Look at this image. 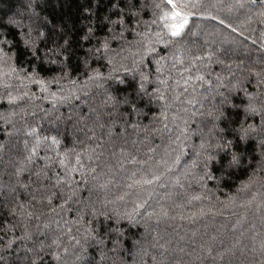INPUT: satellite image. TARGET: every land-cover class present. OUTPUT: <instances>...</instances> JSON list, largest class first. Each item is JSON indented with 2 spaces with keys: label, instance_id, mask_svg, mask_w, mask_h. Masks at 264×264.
Segmentation results:
<instances>
[{
  "label": "trees",
  "instance_id": "1",
  "mask_svg": "<svg viewBox=\"0 0 264 264\" xmlns=\"http://www.w3.org/2000/svg\"><path fill=\"white\" fill-rule=\"evenodd\" d=\"M20 2L0 0V73L9 74L0 75V264H99L110 255L111 243L102 239L108 238L114 216L122 218L117 264H264L262 210L241 229L236 223L248 221L244 210L236 217L209 214L229 204L241 211L251 198L264 209V184L242 196L236 191L252 175L258 179L260 166L264 169V138L258 136L264 132V0H32L28 9ZM26 15L41 22L32 26ZM90 15L93 19L85 25ZM189 15L193 17L173 35L174 19ZM51 23L59 24V30ZM93 50L97 57L86 59ZM241 50L248 54L241 59L257 61L252 73L228 77L243 82L228 106L184 128L187 145L182 137L178 140L171 123L179 117L183 127L185 114L168 116L165 105L182 93L190 103L196 87L212 89L214 77L233 73L225 67L224 55ZM139 92L151 98L149 105L136 99ZM67 93L74 97L69 105L63 102ZM71 93L77 99L91 94L80 111L92 115L102 107L100 99L127 98L118 111L122 120L129 117L119 122L129 125L130 135L97 150L99 138H106L104 143L119 139L112 125L103 133L100 127L98 133L89 129L82 136L51 120L53 108L63 114L80 105ZM136 104L144 109V122H158L150 127L153 132L164 131L149 143L139 144L144 136L130 122ZM244 104L254 112L246 115ZM45 112L50 118L40 117ZM211 124L223 130L219 141L224 143L208 163L198 164L215 147ZM7 142L15 143V149ZM173 142L177 147L171 148ZM147 146L150 155L143 153ZM80 148H89L77 156L90 178L81 181L83 191H75L76 185L65 180L70 177L65 154ZM228 158L236 164L219 179ZM167 165L172 169L163 173L160 168ZM44 166V181H37ZM201 179L208 190L205 197ZM52 185L58 192L53 194ZM180 185L184 192L176 189ZM60 189L67 190L61 194ZM94 196L102 201L95 210ZM92 210L104 217L91 220ZM236 237L243 241L235 242ZM96 240L103 242L100 248L93 244Z\"/></svg>",
  "mask_w": 264,
  "mask_h": 264
},
{
  "label": "rangeland",
  "instance_id": "2",
  "mask_svg": "<svg viewBox=\"0 0 264 264\" xmlns=\"http://www.w3.org/2000/svg\"><path fill=\"white\" fill-rule=\"evenodd\" d=\"M39 1L40 0H35V2H39ZM31 2H32V0H21V2L18 3V4L20 5V7L22 6L23 8L28 9L29 8L28 6H30ZM18 8H16L17 12H18ZM188 17L191 18L193 16H191V15H189V16H177L174 19V24L172 26H174V25L175 26H179V25H183L184 26L186 24L187 20H188ZM203 17H205V16H203ZM26 18L29 19V22L32 21V19H30V16L26 15ZM92 19L93 18L90 15L88 18L84 19L83 23L85 25H89L91 23ZM38 22H41V21H38ZM23 24L26 25V22H24ZM36 24L33 22L32 26H37ZM45 24H47V23H45ZM40 25L44 26L43 24H40ZM51 27L54 28V29H57V30H59V28H60L59 24H57V23H53L51 25ZM198 29L201 30L200 27ZM60 32L62 33V31H60ZM237 35L238 36H242V35H239V34H237ZM242 37H244V36H242ZM226 44H227L228 47L233 46L232 42H226ZM63 48H64V46L62 47V49ZM216 53H218V51H216ZM240 53L241 54L238 55V52L236 54L234 52H228L227 55H224V59L225 60H223V63L225 65V67L229 66V68H233V73L226 74L225 77H221L220 79L215 78L214 76H212V77H214V80H212V85L210 87H208V88H212V89L205 88V89L201 90L200 87H196L195 90H193V91L191 90L193 96L196 99L194 98L193 101H191L190 103H188L184 99L185 94L182 93L181 94V98H179L180 101H179V99L174 98L175 97L174 96L171 99V101H169L165 105L164 111L165 110H167V111L169 110L168 111L169 112L168 116L172 117L176 113H177L178 116H180V115L183 116V114H185L184 115L185 116L184 119L181 121L183 127H181L180 124H179V117H177V119H178L177 123L176 122L171 123V127L170 128L172 130H176V131H174V134H176V137H177L178 140H179L180 137H182L181 138V142H183V143H185L187 145L188 144V134L189 133H188V129L185 132L184 128L190 127L191 125H193V123L195 121L196 122L200 121L204 117H212V114L214 116H217L219 113L221 114L222 111L228 106V103H229L228 99L229 98L231 99L232 97L235 96V91H237L240 87H242V83H243L241 79H234V81H231L230 79H228V77H231V76L234 77V73L235 74L236 73H240V74H242L244 76L250 75L252 73L253 70L251 68H252V66L257 64V61L254 60V59L246 58V59H249L250 63H248L245 59H241V58H244V56H248V54H246V52L243 51V50H241ZM53 55H57V54L53 52ZM85 57H86V59H87V57L88 58H94V57H97V54H96V52L94 50L93 51H88L86 53ZM2 73H0V75ZM3 75H7L9 77V74L6 71L3 73ZM263 81H264V79H263ZM26 85H27V83H26ZM260 86L264 87V83H261ZM206 89H207V91H206ZM201 91H203V92L206 91V92L205 93H201ZM69 94L70 93H67V94H65L63 96L64 97L63 98V102H66V105H69L71 100L74 98V97H70ZM71 94L76 96L75 97L76 103L80 104V105H76V106H73V107L71 106L69 108V110H66V111L64 110L65 112L63 111V114H61L57 110V108H53L51 113H55L56 116H54V118H52V116H51V120L56 121V123H59L60 126H63V123H64V126L69 128V129H71V131L74 134L75 133H76V135L77 134H82V136H83V132H86L89 129L91 131L94 130L95 133H98V128H100V127L103 128V130H102V133H103L104 129L106 127H108L106 125H112L113 128H114L115 133L117 134V138H118V136H120L119 139L113 140V142L109 141L108 143H104L106 141V138L102 139V140H100V138H99L97 140V142L99 143L96 146L97 150H99V148L101 149V146H105L106 147L108 144H109V146H115L117 140L125 139L124 136L130 135L126 131L129 128V125L128 124H122V123H126L127 121H129V117L126 120H122V118H120V112L118 111L119 107H122V106L128 104L126 102L127 98H124L122 101L121 100L111 101L109 99H107V100L100 99L99 100V104H101L102 107H100V105H98L97 112L92 115L91 114L92 112H89L87 114H81V111H80V109L82 107L86 106V102L85 101H86L87 98H88L87 101H89V98H91V94L88 93V94H90V96L87 95L88 97H86L84 95H81V97H79L80 99H77V93H71ZM81 98L83 100H81ZM138 98H140L143 101V104H145V105L146 104L149 105L151 103V100H150L151 98L149 96H144L140 92H139V94H136V99L138 100ZM197 99H198V101L199 100H204L203 105L199 104ZM153 100L154 101L157 100L156 95H154V99ZM109 101H111L112 105L109 104ZM181 101H183L182 103L187 104L186 107H184L182 105ZM131 102L135 103V101H132V100H131ZM242 109L244 110L246 115L253 113L254 110H255V108L252 105L248 106L247 104L242 105ZM54 110H56L58 113H56ZM132 114H133V117L130 118V122H132V124L135 125L134 129L138 128V133H141L144 136L142 138L141 137L138 138V140L141 141V142H139V144H141L142 142L143 143H149L152 137H155V136L159 137V135L161 133H164L163 130H155V132H153L152 128L150 129V127H153L155 129V127L159 126L158 122H156V120L154 118H152L150 121L144 122L145 112H144V109L142 108V106L139 107V105L136 104V108L132 109ZM41 116L50 118V113L49 112H45V113H42L40 115V117ZM100 120H104V123L99 126ZM119 120L122 121V123L119 122ZM205 126H208V125H205ZM210 126L212 127L213 132H214L213 133L214 134L213 135V140L215 141V143H214L215 147H213L212 146L213 144H212L211 145V149H210V152L212 153V155L204 156L202 159H198V161H197L198 164H206V163H208L209 159L213 158L214 151L217 150V149H220V146H223L222 143H224L221 140H220L221 142L219 141V138L222 139L221 133H223V130H221L219 132V130H217V126L215 124H211ZM161 127L165 128L163 124L161 125ZM120 129L122 131H125V132L123 133L122 131H120ZM10 133H9V135H10ZM260 133L261 134H259L258 136H260V138L261 137L264 138V132H263V134H262V131ZM90 135H92V133H90L88 137H90ZM111 135L114 137L113 133ZM261 135H263V136H261ZM92 137L93 136H91V138ZM107 137H108V135H107ZM85 138H87V136H85ZM260 138H259V140H260ZM137 143H138V141H137ZM12 144H13V146L15 145V143H12ZM21 144H24V146L28 145L26 142L21 143ZM152 144H155V143H151V145ZM156 144H157V142H156ZM177 144H175V142H173V145L171 146V148L177 147ZM6 145L7 146L9 145L10 149H12V150L15 149V148H12L13 146L9 142H7ZM51 147H53V146H51ZM107 148H108V146H107ZM49 149L52 150L50 147H49ZM88 150H89V148H85V149L84 148H82V149L80 148V150H78L75 153V151L73 149V150H68L67 151L68 154H65L67 164L69 165V167H67L68 175L70 176V177H66L65 180H66V182H68L69 185L71 183L76 185L74 187L75 191H80V190L83 191L82 184H85V182L84 183H82V182L83 181H87V179L84 178V177L85 176L89 177L88 174H85L84 168L82 167V165L84 163L82 161L83 159H81V158H79L77 156L78 154H82V153L88 152ZM102 150H104V149L102 148ZM72 151H74V154L72 153ZM150 151L148 150V146H147L146 150H144L143 153H147V154L150 155ZM49 153H53V152H49ZM99 155H101V154H99ZM86 157L84 158L85 161H86V159H90V157H88V158H86ZM76 158L80 159V161L78 162V159H76ZM95 158L96 157L94 156V159ZM75 159H76V161H74ZM228 159H229V161L225 164L224 168L222 169L220 174H218V176H217L219 179L224 177L223 172H226L227 170L233 171V168H234L236 162L233 159H230V158H228ZM30 161H31V159H29V162ZM53 161H54V159L50 158L48 161H46L48 163H46L45 165L50 167L53 164ZM196 165H197L196 163L192 164L191 168H194ZM257 166H259V165H257ZM171 169H172V167L170 168V165H167V166H165L163 168H160V170L163 173H169ZM46 170L47 169L44 166L41 169V171H39L35 175L37 177L36 178L37 181H40V182L44 181V173H45ZM256 170H258V167L256 168ZM259 170H260V175H259L258 179H255L253 177L254 175H252L251 180H249L246 184L241 183V184L237 185V187H236V188H238L236 190V191H238L237 194L242 196L248 190L257 188L256 185L260 187L261 185L264 184V174H262L264 172V169L260 166ZM256 173H257V171H256ZM160 175H162V173ZM73 177H75V178L73 179ZM77 178H81V180H80V182H78V184L75 183V182L78 181ZM206 178H208V177L206 176ZM201 182H202V184L200 186V189H202L203 191H200L198 189H196V190L200 191L201 194L204 197L208 196V190L204 189L205 186L203 185L205 180L201 179ZM188 184H189L188 180H185L186 187H188ZM27 187H28V184H27ZM177 188H179V191L184 192L185 188H183L181 185L177 186L176 189ZM52 189H53V194H54L55 192H58L59 187L57 185H52ZM66 190L60 189L59 192H62L61 194H64L66 192ZM123 194L127 195V193L125 191H123ZM144 199H147V196L144 197ZM118 201H122V197L118 198L115 202H118ZM91 202L93 204V208L92 209L95 210V208L98 207L97 204L101 203L102 201H100L98 198L95 199V196H94L93 199L91 200ZM229 205H230V207L221 208V209H219L218 212L209 213L210 216L216 217V218H220L221 216L222 217H236V214H242V212L244 210V213L248 215V221H246V219H245L244 221L243 220H239L236 223V226L237 227L239 226V228L241 229V228H246V227L249 226V224H250L249 221L253 218V215H254V213H256L257 210L258 211L262 210L261 213H264V209L263 208L261 209V206L259 205V202L253 200V198H251L249 200V206L242 207L241 211L236 209L235 206L232 207L231 204H229ZM88 209H91V208H88ZM93 210L90 213L91 220H95L97 217H104L102 213H98V212L93 211ZM104 213H108V212H104ZM247 215H246V217H247ZM114 219H113V223L111 224V227L108 230V234H109L108 238L107 239H105V238L102 239L103 242L108 241L109 244L111 243V247H110V245L108 246V249L110 251V255L100 258L99 259V264H105V263L106 264H117L118 261H119V251H117V250L120 248V242L122 240L123 235H122L121 230L119 229L118 221L121 220L122 218L114 216ZM150 222H151V219H150ZM234 240H235V242H238V241H241L242 239L236 237V238H234ZM102 241L96 240L93 244L99 245V248H100L103 245ZM211 247H213V246H211ZM217 247H219V245H217ZM111 257L113 258V262L111 260L107 259V258H111Z\"/></svg>",
  "mask_w": 264,
  "mask_h": 264
},
{
  "label": "snow or ice",
  "instance_id": "3",
  "mask_svg": "<svg viewBox=\"0 0 264 264\" xmlns=\"http://www.w3.org/2000/svg\"><path fill=\"white\" fill-rule=\"evenodd\" d=\"M168 3H172V0H168ZM176 15H179V13H177ZM186 22V21H185ZM183 27V25H179V26H173V28L175 29L174 31H173V35H178L179 34V31H180V29Z\"/></svg>",
  "mask_w": 264,
  "mask_h": 264
}]
</instances>
